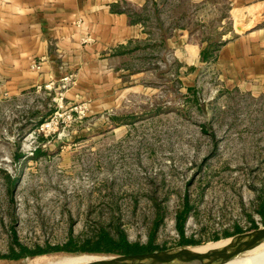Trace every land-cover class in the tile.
<instances>
[{"label": "rangeland", "instance_id": "374dc122", "mask_svg": "<svg viewBox=\"0 0 264 264\" xmlns=\"http://www.w3.org/2000/svg\"><path fill=\"white\" fill-rule=\"evenodd\" d=\"M260 2L122 3L144 38L80 56L48 48L31 59L44 78L24 87L0 64V264L117 254L64 250L102 233L151 251L264 225V82L228 88L206 63L224 39L264 27ZM19 243L46 252L3 257Z\"/></svg>", "mask_w": 264, "mask_h": 264}, {"label": "crops", "instance_id": "0c3cea01", "mask_svg": "<svg viewBox=\"0 0 264 264\" xmlns=\"http://www.w3.org/2000/svg\"><path fill=\"white\" fill-rule=\"evenodd\" d=\"M143 2L0 0V64L6 68L4 75L9 78L6 82H14L15 87L41 82L44 73L31 68V59L48 57V50L52 48L59 51L58 54L66 51L68 55L79 53L80 56L83 47L101 52L124 45L129 40L144 38L146 34L139 23L134 22L120 6L122 3L142 5ZM257 5L264 6V2ZM87 33L95 38L92 46L80 44L81 37ZM178 42L182 44L185 39L180 37ZM201 51L198 49L194 55L198 61ZM104 54L107 56L108 53ZM53 56L50 54L49 57ZM209 56L206 63L214 62L221 82L228 88L264 82V27L247 28L224 39ZM103 61V72H107L106 58ZM42 65L48 66L47 63Z\"/></svg>", "mask_w": 264, "mask_h": 264}, {"label": "water", "instance_id": "95a60500", "mask_svg": "<svg viewBox=\"0 0 264 264\" xmlns=\"http://www.w3.org/2000/svg\"><path fill=\"white\" fill-rule=\"evenodd\" d=\"M264 241V225L234 234L223 244L197 251L198 245H178L166 249L106 255L84 264H168L194 261L200 264H219L231 260Z\"/></svg>", "mask_w": 264, "mask_h": 264}, {"label": "trees", "instance_id": "16d2710c", "mask_svg": "<svg viewBox=\"0 0 264 264\" xmlns=\"http://www.w3.org/2000/svg\"><path fill=\"white\" fill-rule=\"evenodd\" d=\"M189 210L188 203H185L184 208L181 210L180 215H178L177 220V228L180 232H182V225L186 216V212ZM189 240L183 239V243H187ZM91 243V244H90ZM90 244V245H88ZM71 245V243H70ZM19 250L12 251L10 255H4V258L10 260H16L22 258L23 256H35L39 253L46 252V250L37 248L36 250L28 249L26 246L22 244H18ZM68 247V246H67ZM65 247L64 250H72V251H86V252H116L117 254L120 253H133V252H141L148 250V247L138 246L137 244H133L127 241L124 235H119L117 239L112 238L110 235L106 233H102L97 240L94 242L85 241L83 245L79 248H67ZM60 249V248H58Z\"/></svg>", "mask_w": 264, "mask_h": 264}, {"label": "bare ground", "instance_id": "6f19581e", "mask_svg": "<svg viewBox=\"0 0 264 264\" xmlns=\"http://www.w3.org/2000/svg\"><path fill=\"white\" fill-rule=\"evenodd\" d=\"M226 241H227V239H224V240L215 241V242H220L219 244L207 243V244H203V245H198V246H195L194 249L197 251H204V250L209 249V248L217 247ZM263 254H264V241L261 242L260 244H258L256 247L244 252L243 254H241V255H239V256L231 259V260L219 263V264H247L251 260H253V259H255V258H257ZM35 264H56V263L54 261L51 262L50 260L47 261V259L43 258V256H42V257H38L35 259ZM168 264H200V263H197L194 261L193 262L188 261V262H173V263H168Z\"/></svg>", "mask_w": 264, "mask_h": 264}]
</instances>
